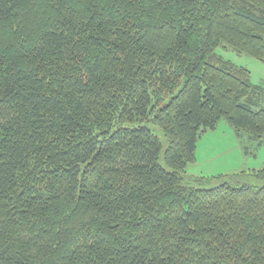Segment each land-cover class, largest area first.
<instances>
[{
    "label": "trees",
    "instance_id": "trees-1",
    "mask_svg": "<svg viewBox=\"0 0 264 264\" xmlns=\"http://www.w3.org/2000/svg\"><path fill=\"white\" fill-rule=\"evenodd\" d=\"M224 45L264 63V0H0V264H264V170L186 181L223 119L264 146Z\"/></svg>",
    "mask_w": 264,
    "mask_h": 264
},
{
    "label": "rangeland",
    "instance_id": "rangeland-1",
    "mask_svg": "<svg viewBox=\"0 0 264 264\" xmlns=\"http://www.w3.org/2000/svg\"><path fill=\"white\" fill-rule=\"evenodd\" d=\"M217 54L236 66L250 71L252 83L264 87L262 61L247 54H240L227 45L218 49ZM262 170H264V146L259 148L253 143L239 140L235 129L223 119L215 130H209L199 140L196 162L188 166L186 181L198 183L201 178H216L209 183V188L225 183L236 186H258L262 183H259L252 174Z\"/></svg>",
    "mask_w": 264,
    "mask_h": 264
}]
</instances>
